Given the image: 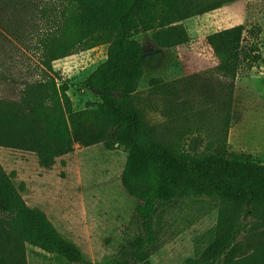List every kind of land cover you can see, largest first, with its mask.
I'll return each instance as SVG.
<instances>
[{"label":"trees","instance_id":"trees-1","mask_svg":"<svg viewBox=\"0 0 264 264\" xmlns=\"http://www.w3.org/2000/svg\"><path fill=\"white\" fill-rule=\"evenodd\" d=\"M208 9L197 0H50L40 12L37 67L24 80L17 99L1 96L0 72V145L35 152L43 167L73 151L75 142L92 145L111 138L128 149L122 182L140 200L137 214L143 233L129 248L124 246L113 264H151L159 206L188 193L219 197L226 203L219 210L212 243L199 257L188 258V264H264V246L230 262L241 238L264 234V161L253 153L215 150L213 144L201 151L188 149L182 133L167 138L152 115L158 112L161 97L173 103L174 82L153 77L147 89L139 90L145 67L157 66L162 53L146 54L136 36ZM261 33L260 25L248 29L237 24L207 37L218 59L216 70L229 78L230 92L237 77L262 59ZM101 41L109 44L106 59L83 82L98 100L71 110L53 63ZM222 140L226 144V137ZM0 215L22 242L71 263L83 260L80 248L47 214L26 203L1 165ZM0 264H26L22 248L0 257Z\"/></svg>","mask_w":264,"mask_h":264},{"label":"rangeland","instance_id":"rangeland-1","mask_svg":"<svg viewBox=\"0 0 264 264\" xmlns=\"http://www.w3.org/2000/svg\"><path fill=\"white\" fill-rule=\"evenodd\" d=\"M49 1L0 0L3 98L17 99L24 80L36 70L40 12ZM197 1L209 9L163 30L143 31L136 36L146 54L162 53L157 66L145 67L139 90L147 89L153 77L174 82L173 103L161 97L159 110L152 115L167 138L176 139L182 133L188 149L201 151L213 144L215 150L225 147L229 152L253 153L264 161V0ZM237 24L248 29L261 26L262 59L237 77L230 92L229 78L216 70L218 59L207 37ZM108 45L101 41L53 63L62 77L59 86L71 110L97 102V94L84 88L83 82L106 59ZM107 141L92 145L75 142L73 151L57 157L50 167L41 166L31 150L0 145V165L21 189L26 203L43 210L80 248L83 260L71 263L22 242L1 215L0 257L22 248L26 264H113L124 246L129 248L143 233L137 214L140 200L122 182L128 149L110 142L111 138ZM224 204L219 197L194 193L162 203L154 217L156 240L150 263L188 264V258L199 257L213 241ZM251 236L240 239L231 263L233 258L249 257L264 246V234Z\"/></svg>","mask_w":264,"mask_h":264}]
</instances>
